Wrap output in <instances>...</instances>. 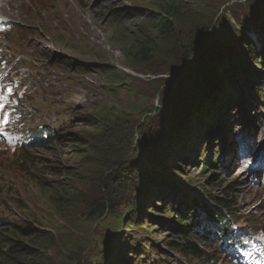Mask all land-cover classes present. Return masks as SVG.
Returning <instances> with one entry per match:
<instances>
[{
  "label": "rangeland",
  "instance_id": "1",
  "mask_svg": "<svg viewBox=\"0 0 264 264\" xmlns=\"http://www.w3.org/2000/svg\"><path fill=\"white\" fill-rule=\"evenodd\" d=\"M13 1L19 10L10 9V18L0 12V59L11 69L0 64V91L12 89L5 105L8 136L0 134V243L9 237L30 251L28 241L51 235L55 244L41 252L44 260L29 257L31 264H129L137 258L141 264H208L211 258L215 264H264V46L255 34L264 23V0ZM168 4L178 8L170 10L179 18L168 20L171 32L157 35ZM208 29L213 45L192 64H199L197 77H183L181 50L193 52L195 37ZM141 40L150 42V61L136 59ZM221 52L246 74L244 88L229 81L231 107L223 109L222 102V111L209 112L214 102L202 101L191 119L194 107L179 103L178 92L196 86ZM216 61L223 74L227 67ZM172 81L180 85L167 92ZM35 130L52 137L18 154ZM201 134L203 149L183 163L171 138L200 145ZM195 156L197 168L189 164ZM206 159L213 164L200 171ZM167 170L172 173L162 178ZM153 177L166 183L151 195L158 184ZM61 194L76 204L74 212H61L55 202ZM106 195L116 199L112 214L88 223L85 214ZM219 199L234 204L227 209ZM178 201L190 205L199 226L187 237L175 231ZM207 211L226 215L236 245L246 239L244 249H231V237L217 236L222 225ZM184 238L200 256L170 245ZM127 240L142 252L131 253Z\"/></svg>",
  "mask_w": 264,
  "mask_h": 264
},
{
  "label": "trees",
  "instance_id": "2",
  "mask_svg": "<svg viewBox=\"0 0 264 264\" xmlns=\"http://www.w3.org/2000/svg\"><path fill=\"white\" fill-rule=\"evenodd\" d=\"M173 4H176L175 0H170ZM167 10H163V12L166 14L165 17L162 18V20H160V24L156 27L155 32L157 35H164V33L167 32H171V22L168 21L169 19H174L176 20L177 18H179V14H176L175 12L171 11V9H173L174 11L177 10L178 8L176 6H172L171 4H168L167 7H162V9H166ZM183 9V8H181ZM167 18V20H165ZM255 34L258 37V39H261V44L264 46V23L262 25V29L261 31H259V28L257 27L255 30ZM196 39H198V42L193 44V49L190 54L187 52H184L181 50L182 53H180L182 55V57H180L179 55V60L177 61V65L181 66L180 69V73H182L186 78H194L197 77L196 76V72H198L196 69L199 66V64L196 62L194 65L192 66L191 60L193 58H195V55L198 54L194 52V50H198V49H202L204 51L207 50V48H210L211 45H213V41L211 40V33L208 30H204L203 33L201 35L198 34V36L195 37ZM149 41H144L141 40V44L139 45V47H135L136 48V54L137 58L136 59H145L150 61L151 55H153V49L151 48V46L149 45ZM196 48V49H195ZM225 52H221L220 56H214L215 60H217L216 62L221 63L224 67H227L224 70V73L221 74L218 70H220L216 65H214V62H211L210 60V64L211 67L205 72L206 76H202L200 75L198 80H196V86L190 87V85L186 88L183 87V92H178V98L177 101L179 103H182L183 106H188L186 109H189V111H191V109L193 108V111L190 112V117L191 119L194 117V113L197 111L198 106L200 103H202V101H206L205 105H211L214 102V109L208 108L209 112H212L214 110H218L220 111L222 109V105L221 103L224 102L226 104V106L223 107V109L229 108L232 105V102H229V100L233 99L232 96L229 93L230 90V85H229V81L230 84L231 83H235V86L237 85V87H240L241 89L244 88V85L246 83V74L243 73L241 74L240 68L238 70V68L236 67V65L232 62L233 60H228L225 58ZM233 58V57H231ZM261 59V58H260ZM198 61V60H196ZM227 61H229L230 63H227ZM255 62V61H254ZM257 64V63H255ZM261 66H263V63H260ZM237 69V70H236ZM222 71V70H221ZM256 74V73H255ZM220 78V80H218ZM257 80H261V78L255 76L253 77ZM196 79V78H195ZM194 82V81H193ZM190 82V83H193ZM204 85L202 87V85ZM180 82H175L172 81V83L170 84V86L167 87V92L171 87L173 89H175V86L179 87ZM237 91L239 92L240 89L237 88ZM243 92H246L247 89H243L241 90ZM166 92V96L170 93L167 94ZM259 93H261L259 91ZM225 94V96L223 98H221L223 95ZM207 95V96H206ZM197 98V99H195ZM166 99V98H165ZM165 99L163 100V102H165ZM213 101V102H212ZM217 101V102H216ZM193 102V103H191ZM222 109V110H223ZM221 110V111H222ZM203 110H201L202 112ZM264 112V110H263ZM180 129H184V127H181ZM208 130V129H207ZM211 132V131H210ZM163 136L164 134H166L165 132H162ZM48 137H50L49 135H47ZM169 136L171 137L172 135L169 134ZM216 136H219L218 134ZM47 137V138H48ZM164 139H166L167 137H163ZM33 139L34 142H44L45 139L43 137V134L38 130H35V132L33 133ZM42 139H44V141H42ZM172 143L171 146H176L178 148H176V152L178 153L179 158H181V161L183 163H185L189 158H192V154H190V152H194V155L196 153V150L200 149V151L203 149V145H205V141L202 137L201 134V144L198 145V143H192L191 140H187V142L184 141L183 144L179 143V139L178 136H175L174 138H171ZM181 139H187V135L183 134ZM166 142L168 143V141L166 140ZM168 145V144H167ZM198 145V146H197ZM180 146H182L183 148H179ZM195 149H194V148ZM222 152V151H221ZM218 155H221L220 152L217 153ZM164 158H169L171 157V160L177 159L176 156H172V154L170 152H164ZM148 157L150 156V154L147 155ZM170 160V164L172 163V161ZM197 157L195 156L193 158V160L191 162H189V164H191V166L196 168L199 167V162H197ZM224 159L221 158L219 159L220 161V165L222 166V169L225 168V163H223ZM212 161H210V159H207L204 163L201 164L200 167V171L205 172V170L207 169V167H210L212 165ZM176 166V164H174ZM167 170V173L163 172L164 174H162V178H164V176L170 175L172 173V171ZM152 174V173H151ZM228 174V173H227ZM69 175V173H68ZM154 181H157V185L156 186H152L153 187V191L150 192V194H154L155 192H157L159 189L163 188L165 185V181H161V178L156 179L155 177L151 178ZM150 182V180H149ZM114 184V183H113ZM185 187L182 186L180 188L181 191H185L184 190ZM73 196H75L76 194V188L73 189ZM108 193L111 194L113 193L114 189H110L108 187ZM162 193V192H161ZM160 193V194H161ZM55 197V196H54ZM105 201L104 203L101 205V203H98V205L90 210L89 212H87L85 215L87 217V222H96L99 219H102L103 217H105L107 215V213L112 214V204L113 202L116 200L115 198L111 197L110 195H106L105 196ZM220 202L219 204H221L224 208L230 209L232 207V205L234 204L233 202H227L225 200L219 199ZM55 202L59 205L60 210L62 212V208H67L68 210L74 212L75 209L71 207V205H73V207L76 208V204L71 203V201L69 200V202H66L65 196H63V194L58 195L57 198H55ZM174 202V201H171ZM179 202V201H178ZM141 203L143 205H145V201H139L138 202V206L141 207ZM134 204V203H133ZM105 207H104V206ZM178 205H182L180 209V214L177 216L176 220H173V222H175V231H177V233H179V235L183 236V237H187V235L190 233L189 230L192 228H197L199 226L196 225V221L194 220V218H190V211L193 210L190 205L188 204H183L181 201L178 203ZM193 205H198V203H193ZM166 206V210H171L174 214L177 212V210L175 209V207L170 206L168 204L165 203ZM136 207V206H135ZM139 207V208H140ZM78 214V213H77ZM193 214V213H191ZM69 215V214H68ZM207 215L210 221H215L217 224H221L222 225V231H216L219 234V237H223V236H230V237H234V230L231 228V225L227 222V217L226 215L220 214L217 215L215 212H208L207 211ZM134 214L131 216V218L129 219L130 222L133 219ZM249 222H254L252 220H249ZM132 224H134L135 222H131ZM49 226V225H48ZM35 233L37 232L36 230H34ZM18 236V235H16ZM186 239V241L184 240L183 243L180 242H170V245H172L173 249H178L180 251H183L184 253L187 254H193L195 256H200V254L202 253L200 250H198V248L190 242V240L188 238H184ZM30 246H33L32 250L37 251L36 253H34L32 250L28 251L27 247L22 244L20 241L11 239L9 237H3L1 239V243H0V264H31L28 262V258L32 257L33 260H36L37 262L44 260L41 252L44 251V253H46L48 250H50L51 246H49L48 244H55V241L53 240L52 236L47 234V235H42L41 238L39 240H33V241H28ZM134 242V241H133ZM132 241H126V244L129 243L128 249L130 250L131 253L133 252H140L141 247L139 246V249H135L136 246H134V243ZM125 244V245H126ZM136 244V243H135ZM243 241L241 240L238 245H242ZM232 245L236 246V240L233 241ZM142 252V251H141ZM43 253V254H44ZM144 255V254H143ZM55 259V258H54ZM141 259V258H139ZM73 260V259H72ZM130 263L129 264H141L138 262V258L137 261L136 260H132L129 259ZM208 264H215V261L213 258L207 260ZM122 262V259L120 258L119 263ZM42 264V262H41ZM143 264H152L151 262L149 263L144 262Z\"/></svg>",
  "mask_w": 264,
  "mask_h": 264
},
{
  "label": "snow or ice",
  "instance_id": "3",
  "mask_svg": "<svg viewBox=\"0 0 264 264\" xmlns=\"http://www.w3.org/2000/svg\"><path fill=\"white\" fill-rule=\"evenodd\" d=\"M5 86L0 84V89H4ZM12 93V89L6 88V91H0V112H3V116L0 117V134L8 136V133L4 131V126L10 122L9 114L5 111V105L8 102V96Z\"/></svg>",
  "mask_w": 264,
  "mask_h": 264
},
{
  "label": "bare ground",
  "instance_id": "4",
  "mask_svg": "<svg viewBox=\"0 0 264 264\" xmlns=\"http://www.w3.org/2000/svg\"><path fill=\"white\" fill-rule=\"evenodd\" d=\"M4 3H3V5L5 6V7H2L1 9H0V12H1V14L2 13H5L6 15H7V18L9 17L10 18V16H9V10L11 9V12L14 10V9H17V10H19V8L18 7H13L12 5H15V3H13L14 1L13 0H2ZM33 4V3H32ZM4 10L5 11H8L7 13L6 12H4ZM18 13H20V12H18ZM3 15V14H2ZM15 16H17V15H15ZM14 17V16H13ZM18 17V16H17ZM17 17H14L15 19H17V20H20L21 19V17H19V18H17ZM3 19H1L0 18V22L2 21ZM4 21V20H3ZM5 30V29H4ZM8 31V30H7ZM6 31V32H7ZM1 35V34H0ZM205 141V140H204ZM198 150H200V149H198ZM197 151V150H196ZM222 151V150H221ZM220 151V152H221ZM193 229V228H192ZM191 229V230H192ZM193 231V230H192ZM135 246V245H134ZM141 252V251H140Z\"/></svg>",
  "mask_w": 264,
  "mask_h": 264
},
{
  "label": "clouds",
  "instance_id": "5",
  "mask_svg": "<svg viewBox=\"0 0 264 264\" xmlns=\"http://www.w3.org/2000/svg\"><path fill=\"white\" fill-rule=\"evenodd\" d=\"M27 147H28L27 144L24 145V146H22L21 149L19 150V154H25L26 151L28 150ZM142 254H143V253H142Z\"/></svg>",
  "mask_w": 264,
  "mask_h": 264
},
{
  "label": "water",
  "instance_id": "6",
  "mask_svg": "<svg viewBox=\"0 0 264 264\" xmlns=\"http://www.w3.org/2000/svg\"><path fill=\"white\" fill-rule=\"evenodd\" d=\"M201 50V52L199 51L198 52V54L197 55H195V58H193L192 60H191V63L193 64L196 60H198L199 58H200V53L202 54L203 52H205L204 50H202V49H200Z\"/></svg>",
  "mask_w": 264,
  "mask_h": 264
}]
</instances>
